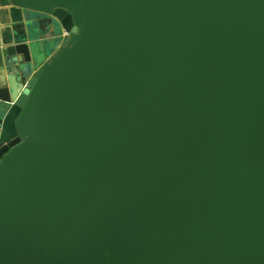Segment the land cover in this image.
Here are the masks:
<instances>
[{
    "label": "water",
    "instance_id": "water-1",
    "mask_svg": "<svg viewBox=\"0 0 264 264\" xmlns=\"http://www.w3.org/2000/svg\"><path fill=\"white\" fill-rule=\"evenodd\" d=\"M12 4L0 264H264V0Z\"/></svg>",
    "mask_w": 264,
    "mask_h": 264
},
{
    "label": "crops",
    "instance_id": "crops-1",
    "mask_svg": "<svg viewBox=\"0 0 264 264\" xmlns=\"http://www.w3.org/2000/svg\"><path fill=\"white\" fill-rule=\"evenodd\" d=\"M25 12L24 8L22 9L15 4L4 7L0 5V88H5L10 83L9 69L5 61L7 58L5 49L15 44L16 39L26 37L29 33ZM53 31H55V26H52ZM63 45L64 43H60L58 50Z\"/></svg>",
    "mask_w": 264,
    "mask_h": 264
}]
</instances>
